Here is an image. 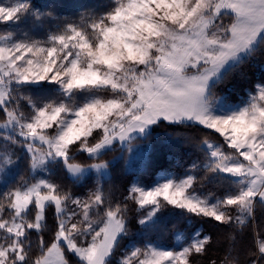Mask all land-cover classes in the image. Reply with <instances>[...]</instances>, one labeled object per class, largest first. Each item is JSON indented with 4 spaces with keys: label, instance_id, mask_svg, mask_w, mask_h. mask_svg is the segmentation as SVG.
Instances as JSON below:
<instances>
[{
    "label": "rangeland",
    "instance_id": "obj_1",
    "mask_svg": "<svg viewBox=\"0 0 264 264\" xmlns=\"http://www.w3.org/2000/svg\"><path fill=\"white\" fill-rule=\"evenodd\" d=\"M41 1L0 0V107L6 109L11 88L24 83H52L57 95L27 100L28 111L6 109L0 123V153L21 144L18 157L27 160L21 166L14 161L18 157L0 158V197L9 198L13 209L0 226L15 237L25 226L38 230L47 204L58 216L55 239L36 264H67L63 246L85 264L105 263L123 228L115 212L98 208L109 168L106 162L71 163L70 150L75 146L76 152L96 156L118 145L128 170L141 167L149 146L130 140L143 138L159 120L196 123L219 133L225 146L203 142L208 164L240 182V191L210 200L185 190L192 175L175 179L160 171L151 184L130 186L148 209L141 222L153 218L159 197L217 220L242 218L256 198L264 202V85L235 104L207 99L211 83L264 32V0H123L88 31L91 36L73 29L50 35L48 42L16 27L21 12L37 13ZM224 12L233 15L232 23L219 19ZM92 134L96 139L88 143ZM58 159L71 178L93 181L81 194L68 195L66 203L48 180L49 163ZM31 204L34 221L24 224ZM203 239L195 235L184 245L178 235L174 247L150 244L142 256L131 249L118 261L186 264L189 250L200 248ZM258 242L264 254V240ZM16 247L0 248V264L14 262L7 257Z\"/></svg>",
    "mask_w": 264,
    "mask_h": 264
},
{
    "label": "trees",
    "instance_id": "obj_2",
    "mask_svg": "<svg viewBox=\"0 0 264 264\" xmlns=\"http://www.w3.org/2000/svg\"><path fill=\"white\" fill-rule=\"evenodd\" d=\"M122 1L42 0L37 13L21 12L22 21L16 27H21L32 38L39 37L40 41L48 42L50 35H64L73 29L87 32L93 30L97 22ZM223 18L229 23L233 21V15L227 12L221 14L219 19ZM88 36H91L90 32ZM257 84L264 85V32L244 56L211 83L207 99L211 102L221 99L229 105L239 103L249 94L255 93ZM55 95L52 83H24L11 88L5 107L16 114L28 111L26 102L29 99L52 100L57 99ZM6 109L0 107V123L7 119ZM92 139H96L93 134L88 143H94L95 140ZM205 140L225 146L223 137L210 128L191 122L159 120L143 138L134 137L130 140V143L143 142L149 146L144 165L132 170L126 167L124 152L120 153L118 145L96 156L76 152L75 146L72 147L67 161L80 165H89L95 161L106 162L109 168V176L101 181V201L98 208L101 213L107 210L115 212L123 222V228L104 264H122L118 260L124 258L131 249L142 256L150 244L174 247L178 235L182 237L184 245H190L195 235L204 237L200 248H190L186 264H251L254 260L256 264H264V254L257 248L258 241L264 240V202L258 198L253 202L250 214L247 212L238 219L217 220L173 205L159 197L153 218L148 222H141L148 209L138 203L136 193L130 190V186L135 181L149 185L160 171H168L175 179L192 175L185 190L210 200L223 201L226 197L239 193L240 182L214 170L208 164L209 156L203 147ZM21 146H8L0 153V158L9 157L11 160L18 157ZM22 156L23 154L12 160L24 166L27 160L25 157L22 160ZM49 165L48 180L54 184V194L63 198L64 203L68 195L81 194L93 184L89 177L81 181L71 178L61 159L52 160ZM3 199L1 196L0 220L9 219L13 212L9 198ZM236 211L231 212V215ZM35 213L36 207L31 204L23 223H33ZM58 228L55 207L47 204L38 230L25 226L23 234L15 237L0 226V248L11 244L18 246V252L11 251L12 256L7 257L9 262L11 257L15 258L11 264H36V260L54 241ZM63 251L67 264H85L64 246ZM17 255L20 259L16 258Z\"/></svg>",
    "mask_w": 264,
    "mask_h": 264
}]
</instances>
